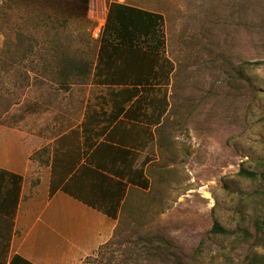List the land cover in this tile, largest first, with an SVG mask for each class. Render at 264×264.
I'll list each match as a JSON object with an SVG mask.
<instances>
[{
	"label": "rangeland",
	"instance_id": "374dc122",
	"mask_svg": "<svg viewBox=\"0 0 264 264\" xmlns=\"http://www.w3.org/2000/svg\"><path fill=\"white\" fill-rule=\"evenodd\" d=\"M111 1L163 15L176 70L151 185L89 262L248 264L264 255L245 237L264 212V0H0V118L10 93L26 100V73L58 80L69 57L93 62L102 37L92 10L100 3L107 17ZM216 223L234 234L212 233Z\"/></svg>",
	"mask_w": 264,
	"mask_h": 264
},
{
	"label": "crops",
	"instance_id": "0c3cea01",
	"mask_svg": "<svg viewBox=\"0 0 264 264\" xmlns=\"http://www.w3.org/2000/svg\"><path fill=\"white\" fill-rule=\"evenodd\" d=\"M175 70L163 50L100 43L88 71L31 77L26 100L0 118L10 257L91 264L123 209L151 185Z\"/></svg>",
	"mask_w": 264,
	"mask_h": 264
},
{
	"label": "trees",
	"instance_id": "16d2710c",
	"mask_svg": "<svg viewBox=\"0 0 264 264\" xmlns=\"http://www.w3.org/2000/svg\"><path fill=\"white\" fill-rule=\"evenodd\" d=\"M17 0H3L4 5H10ZM163 15L134 5L111 1L108 7L106 24L102 35L101 42L105 44H116L118 46L129 48H146L160 51L164 49V37L162 33ZM92 62L85 60H72L70 57L65 64L60 65L58 74L66 76L71 72L81 73L91 68ZM30 76L26 73L21 88L24 90L29 87ZM15 96L14 101H8L3 113H7L11 106L17 105L21 100L19 93H10ZM159 142V140H158ZM241 176L255 179L253 172L242 170ZM264 200V190L261 193ZM254 235L249 230L245 231V237L254 239L264 247V212L258 216L254 223ZM0 234L6 239L4 243L5 253H0V257L7 264H32L19 255L10 257V242L14 234V224L11 220L0 218ZM212 233L224 235L234 234V231L224 229L216 223L211 230ZM248 264H264V255H254L250 258Z\"/></svg>",
	"mask_w": 264,
	"mask_h": 264
},
{
	"label": "built area",
	"instance_id": "2783aa9c",
	"mask_svg": "<svg viewBox=\"0 0 264 264\" xmlns=\"http://www.w3.org/2000/svg\"><path fill=\"white\" fill-rule=\"evenodd\" d=\"M100 3L96 4L95 9L93 8V17L95 18L97 22V27L94 31V37L95 38H101L104 32L105 28V22H106V7L104 10H100Z\"/></svg>",
	"mask_w": 264,
	"mask_h": 264
}]
</instances>
